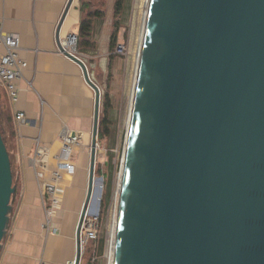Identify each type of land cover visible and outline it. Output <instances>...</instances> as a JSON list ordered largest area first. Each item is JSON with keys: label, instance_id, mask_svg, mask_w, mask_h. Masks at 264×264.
Instances as JSON below:
<instances>
[{"label": "water", "instance_id": "95a60500", "mask_svg": "<svg viewBox=\"0 0 264 264\" xmlns=\"http://www.w3.org/2000/svg\"><path fill=\"white\" fill-rule=\"evenodd\" d=\"M128 101L111 264H264V0H148ZM14 192L0 132V249Z\"/></svg>", "mask_w": 264, "mask_h": 264}, {"label": "crops", "instance_id": "0c3cea01", "mask_svg": "<svg viewBox=\"0 0 264 264\" xmlns=\"http://www.w3.org/2000/svg\"><path fill=\"white\" fill-rule=\"evenodd\" d=\"M67 1L0 0L2 29L19 36V56L26 62L15 105L0 85V115L5 131L13 132L19 183L0 264H68L75 254L74 228L87 187L94 92L80 66L59 52L56 27ZM80 16V0H72L59 30L60 41L70 32L77 33ZM14 109L24 112L23 122H15ZM62 127L80 132L81 140L74 150L75 171L62 178L61 203L53 219L56 230L46 232L33 156L38 146L37 162L47 170L53 168Z\"/></svg>", "mask_w": 264, "mask_h": 264}, {"label": "rangeland", "instance_id": "374dc122", "mask_svg": "<svg viewBox=\"0 0 264 264\" xmlns=\"http://www.w3.org/2000/svg\"><path fill=\"white\" fill-rule=\"evenodd\" d=\"M81 1L88 2V6L82 12L83 15L88 11L98 10L101 16L93 20L92 30L95 47L92 46L86 51H80L76 47V52L78 57L85 63L87 71L91 75V80L99 88V117L104 114L105 94L109 105L107 106V111H105L107 126L103 130L104 134L100 137L97 136L96 139L93 186L91 197L86 206L90 212L97 211L98 213V233L96 239L84 243L78 264H108L109 242L115 225L121 165L131 107L128 99L140 45L147 0H124L123 10L116 18L113 16L114 0ZM114 20L119 23L117 44H123L125 51L124 54L119 55L113 50L114 55L112 54L113 56L109 58L110 53L107 43ZM2 111V106L0 105L1 114ZM2 127L4 143L11 162L12 183L15 187V192L11 195L10 200L11 215L17 206L19 183L17 167L14 162L15 147L12 141L13 136L11 132L5 131L3 123ZM90 144L91 141L89 143V156ZM88 165L86 177L88 176ZM107 192L108 198L104 202L102 198ZM82 204L83 202L78 214ZM100 240L102 245H99Z\"/></svg>", "mask_w": 264, "mask_h": 264}, {"label": "built area", "instance_id": "2783aa9c", "mask_svg": "<svg viewBox=\"0 0 264 264\" xmlns=\"http://www.w3.org/2000/svg\"><path fill=\"white\" fill-rule=\"evenodd\" d=\"M61 42L62 49L59 52H68L77 56V33L70 32ZM124 45L119 43L115 46L116 54H124ZM66 56V55H65ZM78 57V56H77ZM79 58V57H78ZM26 62L19 56V36L14 33L4 32L0 24V85L6 90L8 99L12 105L18 101V81L22 78ZM13 116L16 123L23 122L25 114L21 110L14 109ZM60 149L54 156V166L51 169L39 164L36 156L39 155L38 146L33 156L36 177L39 180L40 204L43 208L44 219L42 227L46 232L55 231L53 219L60 206L62 198L61 182L63 175L73 174L75 171L74 150L79 145L81 133L62 127L59 132ZM98 233V213L90 212L87 208L78 214V220L74 228L75 253L80 252L85 242L94 240ZM79 262V261H78ZM68 264H75V254ZM78 264V263H77Z\"/></svg>", "mask_w": 264, "mask_h": 264}, {"label": "trees", "instance_id": "16d2710c", "mask_svg": "<svg viewBox=\"0 0 264 264\" xmlns=\"http://www.w3.org/2000/svg\"><path fill=\"white\" fill-rule=\"evenodd\" d=\"M86 6H88V2H80V11H81V16L79 19L78 23V29H77V49L80 51H86L89 50L92 46L95 47V43L93 40V20L98 19L101 16V13L98 10H93V11H88L82 14V12L86 9ZM124 7V0H114L113 2V16L116 18L120 12H122ZM119 28V23L117 20H114L112 22V30L109 35L108 39V51L110 53L109 58H111L114 55V48L117 44V31ZM94 43V44H93ZM113 54V55H112ZM110 62V60H109ZM110 64V63H109ZM108 101H107V95L105 94V101H104V114L101 115L98 119V130H97V136H103L104 132L103 130L107 126V118L105 115V111H107V106H108ZM2 116L0 115V132L4 141L3 137V127H2ZM13 132H11L12 134ZM108 198V192L105 194V196L102 198L103 201L105 202ZM99 245H102V241L100 240ZM101 247V246H100ZM101 250V248H100Z\"/></svg>", "mask_w": 264, "mask_h": 264}, {"label": "bare ground", "instance_id": "6f19581e", "mask_svg": "<svg viewBox=\"0 0 264 264\" xmlns=\"http://www.w3.org/2000/svg\"><path fill=\"white\" fill-rule=\"evenodd\" d=\"M147 2H148V0H147ZM114 227H115V225H114ZM109 243L110 244H109V252H108L109 253V263L108 264H111L112 263V255H113V244H114V229L111 233V240Z\"/></svg>", "mask_w": 264, "mask_h": 264}]
</instances>
